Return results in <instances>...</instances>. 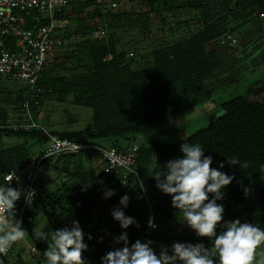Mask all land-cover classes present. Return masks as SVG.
Returning <instances> with one entry per match:
<instances>
[{
	"label": "trees",
	"instance_id": "obj_1",
	"mask_svg": "<svg viewBox=\"0 0 264 264\" xmlns=\"http://www.w3.org/2000/svg\"><path fill=\"white\" fill-rule=\"evenodd\" d=\"M129 5V12L113 15L110 21L113 27L109 26L111 33L123 24L151 32L152 16L158 17L162 32L164 19H173L174 13L184 11L197 13V26L183 38L153 50L149 55L150 65L140 70L133 68L135 59L128 58L125 49L118 47L113 39H85L78 45L82 53L77 56L71 69L74 74L70 82L67 81L70 68L59 63V58L65 59L66 55L58 51L61 48L55 49L49 55V63L39 80L44 92L39 98V110L32 108L33 119L37 122L44 100L54 95L59 102L71 97L73 105L90 110L92 124L89 130L53 131L49 132L51 136L89 144L126 140L136 134L141 124L172 117L208 101L211 94L209 81L216 65L220 63L218 51L212 46L223 35L233 34L251 23L256 13L259 17L264 16V0H132ZM69 7L76 17L84 15L77 20L83 36L93 31L86 25L87 19H103L111 13H103L99 5L90 0H73ZM54 18L67 21L66 10L55 14ZM48 23L47 17L34 12L26 19L25 26L32 29ZM176 25L184 31L188 30L185 24L180 25L178 22ZM163 37L159 35L158 39ZM0 92H3L2 88ZM25 96V89L20 88L14 100V107L18 106V110ZM220 111V116L183 142L169 144L152 141L148 145H137L140 174L152 162L146 186L150 209L142 200L133 179H129L125 185L114 176L106 175L103 169L98 172L87 170L82 158L84 154L81 153L60 156L64 161L68 160L62 184L45 195L39 193V200L34 205L38 206L39 201L44 208L57 210L62 216V220L52 225V233L71 228L73 221L79 223L85 235L83 242L88 246L81 254L85 264H101L102 257L108 252L124 247L123 243L115 242L124 231L128 234V246L131 247L142 236L151 215L155 228L149 240L157 255L161 249H167L171 254V246L176 242L203 243L211 249L214 238H198L193 230L180 223V211L172 207L171 196L157 188V181L152 175L154 165L155 171L165 172L164 166L168 161L180 158L181 145L189 143L199 144L205 155L213 158L210 167H217L224 162L225 166L220 170L235 177L226 187L223 199L218 201L223 204L225 211L223 220L217 225V234L223 230L221 225L224 222L235 220L264 228V186L255 194L252 193L253 180L262 177L260 168L264 165V78L252 84L245 96L222 103ZM8 124L6 113L0 111V134L31 140L34 148L41 152L46 148L49 136L42 131H15L6 128ZM30 152L26 144L0 148V184H4L3 175L9 170L13 169L21 175L38 161V158L31 159ZM232 157L238 158L241 164L246 163L247 167L229 166L227 160ZM106 189L113 190L115 195L104 199L103 192ZM125 195L129 197V202L122 210L126 216L134 217L136 224L122 230L118 222L113 220L111 212L120 207L119 200ZM103 204L112 224L100 227L93 222V217L97 207ZM89 236L91 239H88ZM35 247L42 253L37 264H47L43 256L47 245L35 242ZM259 251L258 246L251 264H258ZM7 255L0 258V264H9ZM15 264L28 263L17 260Z\"/></svg>",
	"mask_w": 264,
	"mask_h": 264
},
{
	"label": "rangeland",
	"instance_id": "obj_2",
	"mask_svg": "<svg viewBox=\"0 0 264 264\" xmlns=\"http://www.w3.org/2000/svg\"><path fill=\"white\" fill-rule=\"evenodd\" d=\"M130 5H123L119 10L113 11L108 17L103 19H87L86 25L93 29H103L107 32V40H114L118 47L124 48L125 51L133 53L131 59H135L134 65L141 57H149L150 53L164 46L165 43L177 41L188 35L191 30L197 26V13L184 11L180 14L174 13L173 19H164L165 26L162 32L159 29L158 17L152 16L150 29L147 33L141 28H134L131 24H123L111 33L109 26L113 15L127 13L130 11ZM104 13V12H103ZM67 23L63 28L57 31V37L64 44L58 48V51L66 55L59 58L62 63L70 68L68 82L74 74V64L79 51L78 45L85 39H91L90 36H83L76 17L69 7L66 10ZM185 24L188 30L184 31L177 28V23ZM113 27V26H112ZM164 34V37H163ZM163 37L158 39V37ZM212 48L217 49L219 65L215 67L213 77L211 78V96L210 99L198 106L188 109L172 117L155 121L152 123L141 124L137 127L136 134L126 140L105 141L103 146H125L126 144L148 145L152 141H163L169 144H177L186 140L188 136L195 131L205 127L211 121L220 116V105L233 98L245 96L249 87L264 78V16H258L257 13L251 23L246 24L238 31L230 35H223ZM62 55V54H61ZM58 73V72H57ZM59 74V73H58ZM3 92H0V111L6 113L9 124L17 123L20 112L14 107L15 96L22 85L10 83L0 84ZM0 88V91H1ZM92 113L88 109L76 107L68 97L64 102L56 100L54 95L44 100L42 109L38 114L37 122L42 124L48 132H71L84 131L91 128ZM26 144L31 149L30 157L32 160L39 158V149L34 148L33 141L18 138H11L0 134V148L5 149L12 146ZM87 170L102 169V163L98 157L87 158V154L82 156ZM68 161V160H67ZM63 157L57 156L51 158L48 162L43 163L39 169L36 180V187L42 195L49 190H55L59 187L64 179L65 163ZM28 168L22 174L30 170ZM152 162L146 171L142 172L141 179L147 186L148 178L151 174ZM262 177L254 179L252 183V193L255 194L264 186V165L260 168ZM39 200V199H38ZM105 205H99L94 211L93 222L100 227L111 225L105 212ZM33 222L29 225H22L27 231L28 236L20 241L15 242L7 255L8 263L15 264L17 260H22L28 264H37L42 257V253L35 247L37 243H47L36 238L39 232L52 233V225L62 220L58 211H51L44 208V205L38 201V206L33 210ZM50 242V240H49ZM259 262L264 264V245L259 246ZM48 264V263H47Z\"/></svg>",
	"mask_w": 264,
	"mask_h": 264
},
{
	"label": "clouds",
	"instance_id": "obj_3",
	"mask_svg": "<svg viewBox=\"0 0 264 264\" xmlns=\"http://www.w3.org/2000/svg\"><path fill=\"white\" fill-rule=\"evenodd\" d=\"M180 152V158L170 160L164 166L165 172L155 171L154 165L153 178L157 181V188L171 196L172 207L182 215L180 223L193 230L198 238H214L213 247L206 248L203 243L176 242L171 246V254L167 249H161L157 255L151 247V240L143 243L137 240L129 247L128 234L124 231L115 240L124 247L108 252L102 257L101 264H217V260L219 264H251L255 249L264 244V228L235 220L224 222L221 225L223 230L219 234L216 232L225 211L218 201L223 199L226 187L235 177L220 170L225 166L224 162L210 167L213 158L206 156L199 144L183 143ZM153 159L158 163L155 156ZM227 164L247 167L236 157L228 159ZM132 171L129 168V172ZM22 194L29 202L34 193H22L18 188L0 184V254L8 252L15 242L28 236L22 228V221L16 219L15 205ZM114 195L111 189L103 192L104 199ZM128 202L127 195L121 197L120 207L111 212L122 230L136 224L135 218L126 216L122 210ZM36 238L47 243L43 256L48 264H85L81 254L88 246L83 242L85 235L77 221H73L71 228L56 230L50 237L49 233L41 231Z\"/></svg>",
	"mask_w": 264,
	"mask_h": 264
},
{
	"label": "built area",
	"instance_id": "obj_4",
	"mask_svg": "<svg viewBox=\"0 0 264 264\" xmlns=\"http://www.w3.org/2000/svg\"><path fill=\"white\" fill-rule=\"evenodd\" d=\"M72 1L0 0V84L5 82L22 85V89H25L26 92L25 99L19 108L21 118L17 123L8 124L5 127L15 131L37 129L49 136L46 148L40 153L38 161L27 173L19 175L12 169L3 175L4 184L20 189L22 193L29 191L34 193L29 202L25 200L23 194L16 202V219L22 221V225L33 222L34 203L40 193L36 187V180L41 164L48 159L61 155L81 153L90 157H98L106 175L114 176L125 185L129 179H133L137 184L142 200L150 209V199L146 186L137 167L139 151L137 145L115 147L61 139L51 136L42 124L33 119L32 108L39 110V98L44 92L39 85V80L49 63L48 57L55 49L64 44L57 37V31L63 28L67 21H58L54 16L63 10H67ZM90 1L98 4L106 13L119 10L132 0ZM34 12L47 17L49 23L45 26L28 29L25 26L26 19L31 17ZM88 36L91 40L107 39V32L103 29H97ZM132 56L133 53L127 55L128 58ZM109 59L110 56L107 60ZM7 123H9L8 120ZM129 168L133 171L129 172ZM154 228L151 215L147 228L138 240L142 243L148 241ZM8 252L0 254V258L6 256Z\"/></svg>",
	"mask_w": 264,
	"mask_h": 264
},
{
	"label": "crops",
	"instance_id": "obj_5",
	"mask_svg": "<svg viewBox=\"0 0 264 264\" xmlns=\"http://www.w3.org/2000/svg\"><path fill=\"white\" fill-rule=\"evenodd\" d=\"M215 49V48H214ZM150 62H151V58L150 57H141L140 59H139V61H137V65H133V68H135V69H138V70H140V69H142L143 67H148L149 65H150ZM211 80L209 81V86H210V89H211ZM211 96V95H210ZM127 145V144H126ZM130 145H135V144H130ZM130 145H128V146H130ZM41 153V152H40ZM87 158H93V156L92 157H90V156H88L87 155Z\"/></svg>",
	"mask_w": 264,
	"mask_h": 264
}]
</instances>
